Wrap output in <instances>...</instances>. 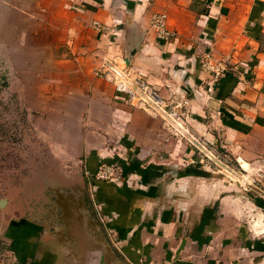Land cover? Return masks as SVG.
<instances>
[{
    "label": "crops",
    "instance_id": "crops-1",
    "mask_svg": "<svg viewBox=\"0 0 264 264\" xmlns=\"http://www.w3.org/2000/svg\"><path fill=\"white\" fill-rule=\"evenodd\" d=\"M154 12L176 38L155 36ZM208 51L230 59L219 79L199 62ZM0 65L48 124L58 162L42 203L4 197L0 264H264L252 183L264 177V0H0ZM101 66L153 90L164 112L117 90ZM181 128L252 181L202 170ZM100 162L119 164L120 180L94 179Z\"/></svg>",
    "mask_w": 264,
    "mask_h": 264
},
{
    "label": "rangeland",
    "instance_id": "rangeland-1",
    "mask_svg": "<svg viewBox=\"0 0 264 264\" xmlns=\"http://www.w3.org/2000/svg\"><path fill=\"white\" fill-rule=\"evenodd\" d=\"M3 69L0 65V198L9 197L13 204L19 202L25 206L42 203L47 199L42 192L43 185H49L56 180L45 174L58 165V162L54 164L50 161L48 156L47 141L51 130L48 124L44 123V119H40V115L27 111L20 100L12 95L9 90H17L14 87L17 82L12 80L16 84H9L8 74ZM195 152L200 160L196 164L205 172L233 183L241 182L243 185L242 181L237 180L240 176L243 180H251L247 177L248 172L246 173L233 158L229 159L236 168V173L229 174L219 166L213 165L197 149ZM258 178L256 182L251 181L258 185L259 194L256 195L264 199L263 174ZM51 179L53 180L50 182Z\"/></svg>",
    "mask_w": 264,
    "mask_h": 264
},
{
    "label": "built area",
    "instance_id": "built-area-1",
    "mask_svg": "<svg viewBox=\"0 0 264 264\" xmlns=\"http://www.w3.org/2000/svg\"><path fill=\"white\" fill-rule=\"evenodd\" d=\"M115 21L116 20L113 21V24ZM92 25L102 34H113V25H108L97 20H94ZM149 26L158 39L170 41L177 37V32L168 26L167 15L164 12L152 13ZM229 61L230 59L228 56L217 58L210 51L203 53L199 58L200 64L210 70L214 80L219 79L226 74L229 69ZM95 73L104 78L110 77L109 79L115 83L116 89L126 92L128 97L130 99H135L137 104L158 113L164 112L157 94L153 90L144 86L143 83L136 82L137 85H133L128 82L124 73L118 72L114 68L110 70L105 66H101L95 70ZM170 120H178V117L176 115H172ZM181 131H184L187 134V141L190 142L199 153L204 154L207 159L213 163V165L219 166L229 174L236 173V168L231 164L230 159L225 154H222L208 142L196 138L188 130L181 128L180 132ZM199 161L200 160L197 162ZM121 170L120 165L117 163L100 162L95 174H93L92 177L96 180L119 181L122 175Z\"/></svg>",
    "mask_w": 264,
    "mask_h": 264
},
{
    "label": "water",
    "instance_id": "water-1",
    "mask_svg": "<svg viewBox=\"0 0 264 264\" xmlns=\"http://www.w3.org/2000/svg\"><path fill=\"white\" fill-rule=\"evenodd\" d=\"M6 199L5 198H0V206H3V204L5 203Z\"/></svg>",
    "mask_w": 264,
    "mask_h": 264
},
{
    "label": "trees",
    "instance_id": "trees-1",
    "mask_svg": "<svg viewBox=\"0 0 264 264\" xmlns=\"http://www.w3.org/2000/svg\"><path fill=\"white\" fill-rule=\"evenodd\" d=\"M258 201H261V202H263V203H264V200H263V199H261V197H259V198H258Z\"/></svg>",
    "mask_w": 264,
    "mask_h": 264
}]
</instances>
